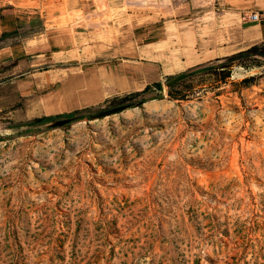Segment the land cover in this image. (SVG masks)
I'll return each mask as SVG.
<instances>
[{
  "label": "rangeland",
  "instance_id": "obj_1",
  "mask_svg": "<svg viewBox=\"0 0 264 264\" xmlns=\"http://www.w3.org/2000/svg\"><path fill=\"white\" fill-rule=\"evenodd\" d=\"M248 63L180 100L0 124V264H264V60Z\"/></svg>",
  "mask_w": 264,
  "mask_h": 264
},
{
  "label": "crops",
  "instance_id": "obj_2",
  "mask_svg": "<svg viewBox=\"0 0 264 264\" xmlns=\"http://www.w3.org/2000/svg\"><path fill=\"white\" fill-rule=\"evenodd\" d=\"M263 42L264 0H0V124L93 107Z\"/></svg>",
  "mask_w": 264,
  "mask_h": 264
},
{
  "label": "trees",
  "instance_id": "obj_3",
  "mask_svg": "<svg viewBox=\"0 0 264 264\" xmlns=\"http://www.w3.org/2000/svg\"><path fill=\"white\" fill-rule=\"evenodd\" d=\"M257 59L264 60V42L253 45L235 54L217 59L215 62L201 64L187 69L186 71L181 73H185L186 76L167 86L164 90V93L162 92V83L154 82L151 85L145 86L141 90L132 91L122 96L113 97L105 101V104H107L106 106H114L126 101L130 102L129 105H140L143 102L153 99L157 96H161L162 94H165L166 97L174 100L184 99L187 93L191 91V89H193L195 86L205 83L206 81H208L209 83H213L215 86H220L221 84L228 83L230 80V72L233 66H241L245 68L250 64H253H249L248 60L253 62V60L257 61ZM173 77L175 76L166 78L164 80V83L169 81ZM253 82L254 77L253 75H250L241 78L237 84L239 86L246 87L250 84H253ZM93 108L94 107H84L72 110L61 116L40 117L33 118L27 121L11 123L8 128L17 133L31 134L41 131V124L45 121L63 117H69L71 118V121L81 120L85 116H87ZM68 123H65L64 125H62V127H64Z\"/></svg>",
  "mask_w": 264,
  "mask_h": 264
},
{
  "label": "water",
  "instance_id": "obj_4",
  "mask_svg": "<svg viewBox=\"0 0 264 264\" xmlns=\"http://www.w3.org/2000/svg\"><path fill=\"white\" fill-rule=\"evenodd\" d=\"M184 76H186L185 73L179 74V75L173 77L172 79H170L169 81L164 83V88H166L167 86L173 84L174 82H176L177 80L183 78ZM126 107L127 106L124 105V104L116 105V106H113V107H109L107 109L100 110V111H98L96 113L89 114L88 117L90 119L104 117V116L119 112V111H121L122 109H124ZM70 121H71V118H69V117L51 119V120L43 122L41 124V126L44 127V128L56 127V126H61V125L65 124V123H68ZM22 126H24V125H22ZM6 130H10V129L6 128Z\"/></svg>",
  "mask_w": 264,
  "mask_h": 264
},
{
  "label": "built area",
  "instance_id": "obj_5",
  "mask_svg": "<svg viewBox=\"0 0 264 264\" xmlns=\"http://www.w3.org/2000/svg\"><path fill=\"white\" fill-rule=\"evenodd\" d=\"M259 17H260V15H259L258 13H256V12H251V13H249L248 16H247V18H248L249 20H258Z\"/></svg>",
  "mask_w": 264,
  "mask_h": 264
}]
</instances>
